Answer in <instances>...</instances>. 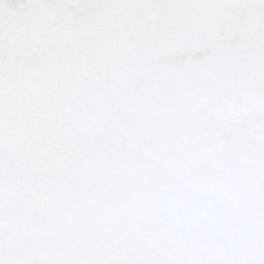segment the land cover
<instances>
[{"label":"snow or ice","instance_id":"6c2138e0","mask_svg":"<svg viewBox=\"0 0 264 264\" xmlns=\"http://www.w3.org/2000/svg\"><path fill=\"white\" fill-rule=\"evenodd\" d=\"M0 264H264V0H0Z\"/></svg>","mask_w":264,"mask_h":264}]
</instances>
